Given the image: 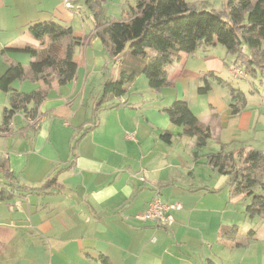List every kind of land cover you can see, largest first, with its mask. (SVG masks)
<instances>
[{"label":"crops","instance_id":"1","mask_svg":"<svg viewBox=\"0 0 264 264\" xmlns=\"http://www.w3.org/2000/svg\"><path fill=\"white\" fill-rule=\"evenodd\" d=\"M113 2L121 0L101 9ZM101 12L99 22L114 21ZM49 21L80 40L76 75L64 86L26 79L0 91V126L12 91H47L36 123L18 112L0 130V191L9 195L0 200V264H264V214L250 219L252 196L233 195L230 177L206 164L221 145L235 163L248 150L264 152V77L252 78L258 86L231 85L233 57L215 45L167 66L170 86L153 90L140 76L104 108L97 102L120 59L92 36L85 0H0V77L13 62L28 71L30 56L17 50L39 49L28 29ZM205 77L210 89L201 98ZM228 87L245 96L237 115ZM178 100L193 114L200 106L195 116L209 139L181 136L166 113ZM155 196L181 205L167 229L135 218ZM232 227L236 234L224 237Z\"/></svg>","mask_w":264,"mask_h":264},{"label":"trees","instance_id":"2","mask_svg":"<svg viewBox=\"0 0 264 264\" xmlns=\"http://www.w3.org/2000/svg\"><path fill=\"white\" fill-rule=\"evenodd\" d=\"M85 1L93 13L92 36L101 41L109 58L120 59L117 78L105 82L97 102L104 108H113L110 101L122 97L129 84L140 76L145 77L153 90L170 86L168 65L177 62L182 54L205 52L215 45L233 57L232 70L241 69L245 77H264V0H228L219 11L196 10L185 0H136L121 20L110 22L98 19L106 0ZM28 33L39 42V49L17 50L30 56L29 69L26 72L20 64L11 63L0 77V91L9 93L12 82L26 79L41 81L47 87L52 83L64 86L74 80L77 66L73 56L80 40L74 37L73 28L49 21L29 27ZM203 81L199 94H206L210 89L206 77ZM228 90L232 114L237 115L246 101L245 96L232 87ZM46 95L45 89L28 94L12 91L9 107L2 113L0 130L6 131L18 112L34 123ZM166 113L173 125L182 127V137L202 141L210 138L209 127L200 123L186 102L175 101ZM171 138L170 133L162 136L167 143ZM224 148L221 145L219 152L208 154L206 164L219 175L230 177L233 195L252 196L245 211L250 219L261 216L264 214V152L248 150L241 163L235 165V154L225 152ZM54 183L52 178L44 187ZM255 188L262 194H254ZM8 199L7 191L1 189L0 200ZM236 231L232 227L223 236L231 237Z\"/></svg>","mask_w":264,"mask_h":264},{"label":"rangeland","instance_id":"3","mask_svg":"<svg viewBox=\"0 0 264 264\" xmlns=\"http://www.w3.org/2000/svg\"><path fill=\"white\" fill-rule=\"evenodd\" d=\"M134 1L135 0H121L120 3L119 2L118 3L113 2L114 5H107L106 8L103 7L101 9L102 10V12L100 11L101 15L102 16H108L109 17L108 19H114L116 21L121 20L123 18V16L125 15V13L129 10V7L134 5ZM185 1L196 10L219 11L226 6V3L228 0H185ZM226 74H228V69H226ZM226 74H225V79H227L231 83V85H233V86L251 84L252 82H255L257 86L259 84V83H257V81L253 80L250 75L248 76V78L246 80V79H235V78H233V74H232V77H230L229 75H226ZM199 96L201 98H203L206 95L205 94H199ZM178 101H181V100H178ZM194 111H195L194 115H196L197 117L200 118L201 117L200 106L194 108ZM200 123H202V122L200 121ZM242 158H243V156H241V159L239 161H237L238 163H234V164L236 165V164L241 163ZM238 159L239 158L236 157V160H238Z\"/></svg>","mask_w":264,"mask_h":264},{"label":"built area","instance_id":"4","mask_svg":"<svg viewBox=\"0 0 264 264\" xmlns=\"http://www.w3.org/2000/svg\"><path fill=\"white\" fill-rule=\"evenodd\" d=\"M233 77L235 79H244L245 74L241 69L235 68L232 70ZM37 120L34 121L36 123ZM128 138L133 139V135H129ZM181 205L179 203L168 204L160 200L158 196H155L151 200L147 207L138 214L135 218L143 223H152L156 227L161 229H167L174 223L173 213L180 210Z\"/></svg>","mask_w":264,"mask_h":264}]
</instances>
